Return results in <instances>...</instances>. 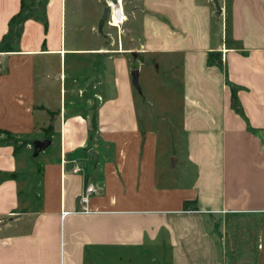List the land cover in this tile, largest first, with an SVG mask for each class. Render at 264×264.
I'll use <instances>...</instances> for the list:
<instances>
[{
    "label": "crops",
    "instance_id": "obj_1",
    "mask_svg": "<svg viewBox=\"0 0 264 264\" xmlns=\"http://www.w3.org/2000/svg\"><path fill=\"white\" fill-rule=\"evenodd\" d=\"M135 1L139 29L129 34L139 37L126 50L115 41L78 47L74 39L68 46L62 25L57 45L37 40L9 48L3 39L15 14L3 3L0 130L6 132L0 134L30 137L37 146L50 140L42 151L56 141L59 153L41 157V151L39 169L24 175L23 152L0 142V264H137L148 253L162 264H227L216 228L226 236L232 220L264 219V0H230L229 11L226 1L216 26L212 0ZM27 19L24 26L36 17ZM138 50L144 53L140 71L146 57L154 58L150 65L167 83H182L183 168L193 173L186 184L169 182L151 109L141 125L124 54ZM68 54H96L116 64H100L91 80L86 72L67 73ZM88 64L79 62L75 71ZM92 81L100 86L90 95ZM143 99L149 104L144 93ZM92 101L98 104L95 133ZM173 161L171 169L181 160ZM90 183L96 186L92 211L84 212L81 198ZM185 201L194 204L185 208Z\"/></svg>",
    "mask_w": 264,
    "mask_h": 264
},
{
    "label": "rangeland",
    "instance_id": "obj_2",
    "mask_svg": "<svg viewBox=\"0 0 264 264\" xmlns=\"http://www.w3.org/2000/svg\"><path fill=\"white\" fill-rule=\"evenodd\" d=\"M19 1L20 0H0V13L1 11L5 13L3 3H6L10 16L16 15L19 12L18 16H26L27 18H33L35 16L36 19L28 21L26 26H24V23L28 20L27 18L23 23L18 22L19 17L15 19L14 24L10 26L7 37L4 36L3 39V43L9 41L8 44L6 43L9 48L18 49L32 47L37 43V40H40L43 46L44 42L47 43V46L49 43L50 46L54 44L57 45L60 41L61 25L63 35L64 37L66 36L68 40V46L73 45L74 39H76L78 47H89L99 45L101 42L107 44L115 41L117 44L123 42V48L126 50L130 42L137 41V37H139L133 35L131 38L129 34L132 27H134L135 30L139 29V15L138 17H134L132 13V10L136 9L138 6L137 4H139V2L136 1L131 4L130 0H123L125 13L124 22H122L121 27L112 26L107 23L104 27L103 36L97 32V28L103 13V8L107 5L108 0H62V3L61 0H23L20 11L18 10ZM226 1L229 11L230 0L211 1L214 6V13L217 15V18L215 17V26L216 20H219L220 5H222L224 11ZM47 6L49 7L48 9ZM109 18H111L110 15ZM24 28H26L27 32L24 34L21 43H19L18 37L22 36V29L24 30ZM91 29H93V31ZM19 32L20 36L17 35ZM136 52L137 56L134 55L132 51L124 53L128 58L127 63L129 67H131V71L138 68L140 64L139 60L142 62L144 60V53L141 52V50ZM110 54L114 55V53L105 55ZM100 57L106 58L96 54H93V56L68 54L65 64L66 71L72 75L77 74L76 72L80 74L86 72L88 78L95 80L101 73L100 64H109L110 60L113 65L116 64V60H112L111 58H107L108 60L106 59L104 62H100ZM37 62H39V60ZM53 62L57 65L58 72H60L59 57L55 56ZM79 62H88V68L75 71ZM140 67L139 82L142 91H138L133 82L132 87L135 93L138 115L139 118H141V125L145 124V114L150 112L151 109L153 113L151 116V125L158 129L157 133L160 135V155L164 157L165 164L167 163L170 168L169 182L171 185L186 184L193 179V173L191 167L188 169L183 168L184 157L186 155V134L183 130V111L186 98L184 97L185 95H183L182 83L179 79L176 80L175 84L167 83L166 79H164L157 70L155 72L153 69L154 66L150 64L144 63ZM40 68L43 67L40 65ZM56 73V71H53L54 75H56ZM71 74H68V77L71 78ZM118 76L122 80L120 73ZM105 79L103 83L109 85V78L105 76ZM68 82L69 80L66 82V87L69 86ZM95 83V81H92L90 85L92 88H88V93L90 95L98 90L99 87L97 86H100V83ZM58 92L60 94L59 85ZM143 93L149 98V104H145ZM105 96L107 95L105 94ZM90 103L88 114L92 122V133H95L96 126L94 123L98 104L93 101ZM0 139H6V137L0 134ZM29 141H31L30 137L20 138V143L18 144L19 151L23 152V155L21 154V156H19V162L22 166L24 164L23 167L27 170L26 171L24 168V170L21 169V171H24V175L26 172L28 173L30 169H39L37 164L43 162L39 161V155L44 148L35 145L39 141H35L34 143L31 141V146H29ZM42 152L41 157H52L53 154L59 153L56 141ZM177 156L182 162L180 161L174 169H171L172 166H174L173 159ZM40 168H42V166H40ZM29 180H32V178ZM21 182L23 186L25 178H22ZM36 203L39 204L38 201ZM36 203L34 202L33 205H36ZM228 225L226 236L222 234L219 226L216 228V232L219 235L218 242L221 259L226 261L227 264H264V253L260 254V252H257L262 246L264 250V219H258L256 217L238 218L229 222ZM135 259L137 264H162L160 259L153 258L150 253L140 254ZM163 264H170V260L165 259Z\"/></svg>",
    "mask_w": 264,
    "mask_h": 264
},
{
    "label": "water",
    "instance_id": "obj_3",
    "mask_svg": "<svg viewBox=\"0 0 264 264\" xmlns=\"http://www.w3.org/2000/svg\"><path fill=\"white\" fill-rule=\"evenodd\" d=\"M118 0H108L107 5L104 7L103 9V14L101 19L99 20L98 23V32L100 34L104 33V27L107 24L108 18H109V13H111L112 11V5L111 3H117ZM145 63L146 64H151L154 65L155 64V59L154 58H150V57H146L145 58ZM131 75H132V82L135 85V87L138 89V91H142V88L140 86V82H139V77H140V70L139 68H135L131 71ZM50 140L41 143L40 145L38 144L39 147H45L48 146V144H50ZM90 155L95 159V161L98 163L100 160V156L98 154L97 151H95L94 149H90L89 150Z\"/></svg>",
    "mask_w": 264,
    "mask_h": 264
},
{
    "label": "bare ground",
    "instance_id": "obj_4",
    "mask_svg": "<svg viewBox=\"0 0 264 264\" xmlns=\"http://www.w3.org/2000/svg\"><path fill=\"white\" fill-rule=\"evenodd\" d=\"M111 5H112V11L110 16L114 21L113 25L121 27L122 22H124L125 20L123 0H118L117 3H111Z\"/></svg>",
    "mask_w": 264,
    "mask_h": 264
},
{
    "label": "built area",
    "instance_id": "obj_5",
    "mask_svg": "<svg viewBox=\"0 0 264 264\" xmlns=\"http://www.w3.org/2000/svg\"><path fill=\"white\" fill-rule=\"evenodd\" d=\"M108 23L110 25L114 26L113 25L114 21L112 20V17L108 19ZM116 27H119V26H116ZM95 187L96 186L94 183L88 184V186L85 189V192L82 195L81 201L84 204V208H83L84 212H91L92 211V209L89 208V203H90L91 196L95 191ZM67 213L68 212H64L63 215H65Z\"/></svg>",
    "mask_w": 264,
    "mask_h": 264
},
{
    "label": "trees",
    "instance_id": "obj_6",
    "mask_svg": "<svg viewBox=\"0 0 264 264\" xmlns=\"http://www.w3.org/2000/svg\"><path fill=\"white\" fill-rule=\"evenodd\" d=\"M22 5H23V0H22ZM18 15H19V13L11 19L10 26L12 24H14L15 19H17L18 17H19L18 22H20V23H23V21L26 20V18H27L26 16H18ZM17 35L20 36V32ZM1 131L2 130H0V132ZM2 132H6V131H2ZM2 141H4V142L9 141V142L13 143L16 147V151H19L18 144L20 143V141L17 138H14V137L8 135L5 140H0V142H2ZM192 204H194V201H185L184 207L189 208L190 206H192ZM194 208L197 209L196 205L194 206Z\"/></svg>",
    "mask_w": 264,
    "mask_h": 264
},
{
    "label": "flooded vegetation",
    "instance_id": "obj_7",
    "mask_svg": "<svg viewBox=\"0 0 264 264\" xmlns=\"http://www.w3.org/2000/svg\"><path fill=\"white\" fill-rule=\"evenodd\" d=\"M104 9V8H103ZM103 14V13H102ZM109 15H110V13H109ZM102 17V16H101Z\"/></svg>",
    "mask_w": 264,
    "mask_h": 264
}]
</instances>
